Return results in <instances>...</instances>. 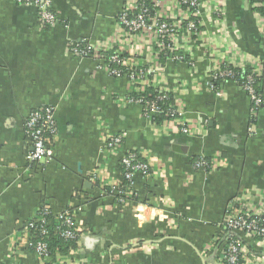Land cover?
<instances>
[{"label": "crops", "instance_id": "crops-1", "mask_svg": "<svg viewBox=\"0 0 264 264\" xmlns=\"http://www.w3.org/2000/svg\"><path fill=\"white\" fill-rule=\"evenodd\" d=\"M50 1L58 18L45 30L33 5L0 0V264H42L27 247L26 228L43 205L53 216L76 211L80 237L60 264H210L225 210L264 191V107L251 134L249 96L231 81L211 90L208 77L223 60L256 69L264 91V24L256 5L222 0V14L203 6L200 38L192 39L184 23L175 47L186 60L175 62L161 59L156 36L122 34L118 18L132 0ZM161 5L168 17L179 16ZM80 41L108 47L137 71L156 69L146 77L149 87L172 96L193 133L182 134L174 121L155 125L141 105L127 104L129 78L70 55L67 45ZM163 52L169 54L167 45ZM39 108L53 109V158L29 167L24 125ZM105 134H124V149L142 152L151 166L150 175H134L132 197L114 194L122 171L104 150ZM199 158L210 169H197ZM240 238L264 264V243Z\"/></svg>", "mask_w": 264, "mask_h": 264}, {"label": "built area", "instance_id": "built-area-1", "mask_svg": "<svg viewBox=\"0 0 264 264\" xmlns=\"http://www.w3.org/2000/svg\"><path fill=\"white\" fill-rule=\"evenodd\" d=\"M20 5H33L37 11V19L39 25L45 30L52 28L57 22V13L52 8L50 0H15ZM167 5L175 7L177 14L176 17H168L161 12V0H132L127 4L119 15V24L122 34L129 35L131 37L141 34H151L156 36L160 44L158 46L161 52L164 51L165 43L170 45L168 52L172 55L173 52H177L175 47L176 35L178 30L182 28V25L186 23V30L191 35L192 39L197 40L200 38L201 32L199 29V21L196 23L191 17H200V11L202 7L209 6L213 9L215 14H222V0H162ZM149 2L152 4L153 16L148 15L147 9H143V3ZM186 5V8H183ZM264 7V3L261 4ZM256 5L255 7H257ZM190 9H196L191 13ZM262 24H264V16L258 15ZM216 31L219 35L224 33V28L218 24L215 25ZM80 43L81 45H79ZM174 44V46H173ZM108 47L97 46L90 44L87 41L75 42L67 45V52L77 58H92L100 63L99 65L111 75L115 77L127 76L132 85V93L143 94L145 88L149 87L150 81L146 79L147 76L153 75L156 69H147L143 72L136 71L133 66L123 64L119 60V54L107 55ZM175 62L182 61V57L172 56L170 57ZM247 63V62H246ZM117 64L127 69L124 75H121V71L112 68V65ZM236 64V63H232ZM232 67L229 63L222 60L221 63H215L210 68L208 74L212 82L217 78L233 77V73L228 69ZM233 68V67H232ZM235 68V67H234ZM256 69H251L250 74L247 76V81L242 84V90L249 96L252 104L250 122V133L255 132V126L253 120L255 118L257 110L264 104V98L260 95H256L253 89L254 76H258ZM146 79V80H144ZM210 83L209 87L214 90V86ZM262 93L264 91L262 88ZM220 95V94H219ZM142 96L137 98L129 97L126 99V103H135L141 105L143 102ZM163 99V98H161ZM142 107V106H141ZM176 116L172 115L171 122H177L179 124V131L184 135H190L193 133V129L188 121L181 115V113L172 107ZM143 114L152 122V116L156 113L157 108L153 103L148 104L142 108ZM153 123V122H152ZM25 137L29 143V151L25 156V161L29 167L40 166L48 164L52 161V149L51 140L56 133V125L54 121L53 109L51 108H39L30 113L25 125ZM124 134H105L103 147L104 150L117 156L119 165L122 168V182H125L122 189L118 192H114L117 197H121L123 200L126 197H132V184L135 174L148 176L151 174V166L147 161V158L142 152L129 149L125 150L123 146ZM197 169L208 168L210 165L207 160L199 158L195 163ZM118 198V199H119ZM248 201L233 202L225 210L222 223L220 225V232L215 236L212 242L211 253L212 262L210 264H259L254 262L251 258V254L244 248L240 234L250 240H255L259 243H264V191H258L256 194H251ZM44 213L37 212L35 221L39 223L38 234L35 237L30 235L29 229H35L33 224H28L27 230V247L33 249L34 255L42 264H47L51 261L48 254L47 245L44 242V237L47 235L45 226L48 225L46 219L49 214L44 208ZM76 211L66 209L55 217L54 223L60 229L59 236L63 240L77 239L80 229L76 224ZM36 239V240H34ZM34 240V241H33ZM61 247H65L62 245ZM56 262L60 264L66 260V254H56ZM256 259V258H254Z\"/></svg>", "mask_w": 264, "mask_h": 264}, {"label": "trees", "instance_id": "trees-1", "mask_svg": "<svg viewBox=\"0 0 264 264\" xmlns=\"http://www.w3.org/2000/svg\"><path fill=\"white\" fill-rule=\"evenodd\" d=\"M178 1H183V0H178ZM250 2L252 4L258 5L255 8V11H257L259 13V15L264 16V7L261 5L262 3H264V0H250ZM183 8H186V5H183ZM143 9H147L148 11V15L153 16L154 11H152V4L149 2H144L143 3ZM196 9H190V12L193 13L195 12ZM192 21L194 22H198V18L197 17H191ZM79 45H81L80 43H78ZM165 45H167V48H170V45L168 43H165ZM107 55H113L110 54V52H106ZM178 56V57H182V61L186 60V58L181 55L179 52H173V54L171 55L170 53H164L163 51L160 53V57L162 60H166L172 56ZM119 60L122 61V57L121 55H119ZM181 62V61H180ZM112 67H115L116 69L122 71L124 68L120 65L114 64L112 65ZM126 69V68H125ZM228 69L233 73V77H225V78H217L214 82H212V85L214 86L215 89H217L218 87H220V85H222L224 82L226 81H231L236 83L238 86H242V84H244L247 80V76L250 74L251 69L249 67L244 68V70H240L238 68H232V67H228ZM136 70V69H135ZM124 71V70H123ZM137 71V70H136ZM141 72L145 71V70H139ZM138 72V71H137ZM150 76V75H149ZM147 76V77H149ZM253 89L256 95H260L262 98H264V95L262 93V78L261 75L258 76H254V84H253ZM139 96L144 97L143 98V103L141 104L142 108H144L145 106H147L150 103H153L156 108L157 111L156 113L152 116V122L155 125H158L160 123L166 122L168 120H170L171 116L175 115L174 110L172 109L173 107V99L172 96L169 94H165L161 91H159L157 88H151V87H147L145 88V91L143 94H135L132 93L130 95V97L133 98H137ZM163 98V99H161ZM264 107V104L261 106ZM260 107V108H261ZM121 167V166H120ZM122 171V168H121ZM123 185H125V182H122V184L120 185V189H122ZM107 193H109L108 189H105ZM119 198V197H117ZM121 198V197H120ZM44 208L48 211V215L46 217L47 221H48V225L45 226V229L47 231V235L46 237H44V242L47 245V249H48V254L49 257L51 258V261L47 264H54L56 262V254L57 253H62V254H66L67 252L74 250L77 246V242L79 240L80 237V232L78 233V238L73 240V239H68V240H63L60 236H59V228L55 225L54 223V219L56 216L51 215V213L49 212L48 208L46 207V205H43L40 209L39 212L44 213ZM29 224H33L35 226V229H29L30 235L32 237H35L38 234V228L39 227V223H37L35 221V219L33 218L32 220L29 221ZM36 234V235H35ZM36 240V239H34ZM33 240V241H34ZM62 245H65V247H61ZM29 250L33 253V249L29 248Z\"/></svg>", "mask_w": 264, "mask_h": 264}]
</instances>
